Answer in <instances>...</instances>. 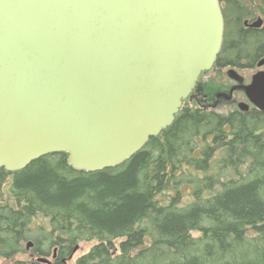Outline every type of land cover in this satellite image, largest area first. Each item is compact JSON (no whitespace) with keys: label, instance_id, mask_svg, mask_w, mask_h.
Returning a JSON list of instances; mask_svg holds the SVG:
<instances>
[{"label":"trees","instance_id":"1","mask_svg":"<svg viewBox=\"0 0 264 264\" xmlns=\"http://www.w3.org/2000/svg\"><path fill=\"white\" fill-rule=\"evenodd\" d=\"M220 1L225 30L215 66L256 58L264 31L238 19L264 0ZM201 83L206 104L216 88ZM188 102L116 167L77 171L62 151L16 172L0 168V256L31 241V258L14 264H49L39 258L55 250L51 264H66L77 243L95 240L76 264H264V112Z\"/></svg>","mask_w":264,"mask_h":264},{"label":"water","instance_id":"2","mask_svg":"<svg viewBox=\"0 0 264 264\" xmlns=\"http://www.w3.org/2000/svg\"><path fill=\"white\" fill-rule=\"evenodd\" d=\"M224 28L220 0H0V168L124 163L174 123ZM227 75L264 112V72Z\"/></svg>","mask_w":264,"mask_h":264},{"label":"flooded vegetation","instance_id":"3","mask_svg":"<svg viewBox=\"0 0 264 264\" xmlns=\"http://www.w3.org/2000/svg\"><path fill=\"white\" fill-rule=\"evenodd\" d=\"M256 4L258 7H256V5L254 3H252L251 5H248L250 9L243 11L242 17H240L238 19L239 24L241 25V27L243 29H252V30L264 31V3L259 1ZM221 6H222V4H221ZM250 11H251V13H250ZM224 21H225V19H224ZM258 47H259L258 50L253 51V54H255L256 58H253L250 60L249 57H251L252 54L248 53V54H245V56H243L244 59L240 62L239 65H235V63L232 62V63H229V65H226V66H224L222 68H218V69L222 70L223 68L228 67L227 70L229 68H234L238 72V70H240V69L249 70V69L257 68V71L254 74H256L257 72H261V71L264 72V63H262V61L264 60V44L258 45ZM213 67H216V66L214 65ZM253 75H252V77H253ZM244 79H245V77H244ZM251 80H252V78H251ZM250 82H248V83H250ZM248 83H246V81L244 80V84H248ZM203 90H204V88H201L198 85L196 87V89H194V92L192 93L191 98L198 100L199 102L204 101V98H202V97L200 98L201 92ZM237 93L238 94L243 93L244 96L246 97L244 90L241 87H239L238 82L235 80H232V82L230 84H228L226 87H224L223 90L218 91V89H217L215 91L214 97L212 99L213 103L210 106H209V103H211V102H209L208 104L207 103L206 104L202 103V104H205L206 107L217 108V106L222 104L223 102H228L230 105H237V107H238L240 101L238 102V100L236 99ZM200 99H202V101ZM246 99H247V102L246 101H241V102H246L248 104L249 109L247 111H249L254 106L252 103L249 102L247 97H246Z\"/></svg>","mask_w":264,"mask_h":264},{"label":"rangeland","instance_id":"4","mask_svg":"<svg viewBox=\"0 0 264 264\" xmlns=\"http://www.w3.org/2000/svg\"><path fill=\"white\" fill-rule=\"evenodd\" d=\"M227 68H223L222 70L218 69L217 67H213L211 70L207 71L206 73L202 74V76L199 78V82H202L201 84L206 83L208 85V91H212L213 89H218V91H221L226 87L228 84L232 82L231 78L227 75ZM257 71V68L255 69H249V70H244L240 69L238 72L242 74L245 77L246 83L251 81L252 75ZM215 89V91H216ZM190 98V99H189ZM187 98L189 100L188 105L190 107H196L202 104V102H199L198 100H195L191 97ZM236 99L238 102L240 101H246L247 99L244 96L243 93H237ZM209 102L207 101V104ZM213 103L211 100V103H209V106ZM210 108V107H208ZM239 109L237 105H230L228 102H223L222 104L218 105L217 108H211L215 109L218 112H229L230 110L233 109ZM254 108V107H253ZM252 108V109H253ZM194 236L198 235V232L193 233ZM30 241H26L23 243L24 251L17 253L13 257H6V256H0V264H14L16 260L22 259V260H29L31 258V249L32 247H28V243ZM120 240L117 241L119 243ZM97 243V241H87V242H81L79 244L78 249L72 253L71 257L66 260V264H76V261L78 260L79 257L87 253L92 246H94ZM52 260V257H49ZM53 261V260H52Z\"/></svg>","mask_w":264,"mask_h":264},{"label":"bare ground","instance_id":"5","mask_svg":"<svg viewBox=\"0 0 264 264\" xmlns=\"http://www.w3.org/2000/svg\"><path fill=\"white\" fill-rule=\"evenodd\" d=\"M81 243V242H80ZM80 243H77L75 246H74V248H73V252H74V249L76 248V247H79V244ZM56 250L54 251V254L51 256L52 257V260H54V259H56ZM40 258H43V259H47V261H40V262H44V263H49V264H51L52 263V260L49 258V257H40ZM39 258V259H40ZM62 261L63 262H66V259H62Z\"/></svg>","mask_w":264,"mask_h":264}]
</instances>
